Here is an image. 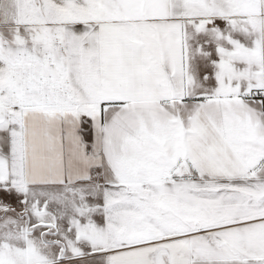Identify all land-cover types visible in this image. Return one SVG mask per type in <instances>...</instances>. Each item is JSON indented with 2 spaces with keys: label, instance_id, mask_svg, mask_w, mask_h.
I'll return each instance as SVG.
<instances>
[{
  "label": "snow or ice",
  "instance_id": "obj_1",
  "mask_svg": "<svg viewBox=\"0 0 264 264\" xmlns=\"http://www.w3.org/2000/svg\"><path fill=\"white\" fill-rule=\"evenodd\" d=\"M0 264H264V0H0Z\"/></svg>",
  "mask_w": 264,
  "mask_h": 264
}]
</instances>
